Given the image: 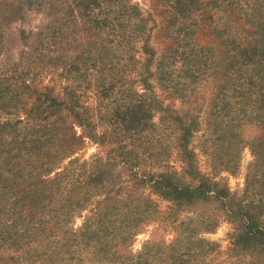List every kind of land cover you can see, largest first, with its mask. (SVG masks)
<instances>
[{
    "label": "rangeland",
    "instance_id": "1",
    "mask_svg": "<svg viewBox=\"0 0 264 264\" xmlns=\"http://www.w3.org/2000/svg\"><path fill=\"white\" fill-rule=\"evenodd\" d=\"M28 2L0 0V127L38 141L21 184L58 181L80 202L48 224L43 264H264L236 240L241 214L264 223V0ZM160 174L225 196L177 207L152 190Z\"/></svg>",
    "mask_w": 264,
    "mask_h": 264
},
{
    "label": "trees",
    "instance_id": "2",
    "mask_svg": "<svg viewBox=\"0 0 264 264\" xmlns=\"http://www.w3.org/2000/svg\"><path fill=\"white\" fill-rule=\"evenodd\" d=\"M28 1L26 0V3H29ZM90 1L93 4L97 3L95 0H83L81 4H88ZM176 2L177 0H175L174 6H176ZM206 50L209 49L202 48V51ZM237 51L240 53H252L256 49L254 45L248 43L245 48ZM260 64L264 65V61H261ZM255 65L257 64L255 63ZM254 66L249 72L251 78L258 77V69ZM260 77H264V74ZM235 91L237 92V90ZM37 93L44 94L43 92ZM48 101L50 102L48 105L56 110L64 109L67 104L65 100H57L56 98H48ZM149 107L148 104L132 107L129 118L138 119L139 117L145 118L149 116ZM139 110L142 112L141 114ZM124 120L127 121L126 119ZM65 121L60 120L61 123ZM16 123L6 121L0 127V130L9 128L8 133H10H7L5 138L4 134L0 136V143L5 146V149L0 151V264H21L19 262H23L22 264H40L41 262L43 264L49 260L52 254L47 250L51 232L48 229V224L69 219V214L76 206H79L80 202L79 198L76 199L70 194L67 187L62 188L61 183H57L58 181L54 182L56 185L55 189H50V191L47 189L40 190L42 184L32 182L26 184L20 183L17 177H26L29 174L24 172L22 167L19 166L25 162L24 165L28 164L32 168L36 167L29 161L32 158L29 157L27 159L23 152L28 151L27 153L29 155L37 154V156L41 155V152L31 146V144L33 145L38 141L29 140V146H27L24 138H18L19 133L15 127ZM180 124H182V130H184V133H182L183 137L182 139L180 138L182 142L180 143L184 147L185 158L187 157L189 159L191 157V151L187 150L185 146L187 145V136L191 129L183 121ZM46 161L49 160L46 158ZM187 167L191 173H194L193 162H189ZM188 173L190 172L188 171ZM173 179L174 177L172 175L160 174L153 180L151 188L160 196L170 199L177 207L199 199H207L209 198L208 195L212 196L215 200H220L225 196L218 190H212L207 182L203 180H200L198 184L192 186L182 185ZM43 188H46V185ZM210 192H213V194H210ZM70 201L72 206L64 204L63 208L65 211L62 216L51 214V216H48L50 220L46 219L47 214L45 213L47 212L49 204L52 203L54 205L53 207H58L60 203H68ZM241 218L243 220L241 224L242 228L236 240H238L240 245H253L254 247H258L259 245L263 249L264 223H260L250 214H241ZM143 219L145 218L129 221L128 227L131 228L138 225Z\"/></svg>",
    "mask_w": 264,
    "mask_h": 264
}]
</instances>
